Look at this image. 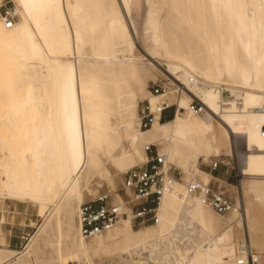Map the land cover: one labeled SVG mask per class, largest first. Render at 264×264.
<instances>
[{"label":"bare ground","instance_id":"bare-ground-1","mask_svg":"<svg viewBox=\"0 0 264 264\" xmlns=\"http://www.w3.org/2000/svg\"><path fill=\"white\" fill-rule=\"evenodd\" d=\"M14 1L21 18L15 8L12 24L0 14V198L17 202L9 216L0 207V220L25 224L30 205L45 219L24 249L0 246V264L29 260L33 242L61 211L77 214L68 248L83 264L102 253L117 264H250V249L263 264L264 0H150L148 54L183 85L178 99L173 88H148L157 65L136 53L122 12L131 0ZM194 97L202 113L191 108ZM146 99L153 110L164 100L178 110L142 129L139 101ZM231 134L243 135L246 202L243 212L222 216L186 182L198 179L192 171L208 177L200 158L232 150ZM151 143L185 175L165 192L158 221L135 230L124 218L85 237L78 215L86 191L96 194L106 183L120 201L121 174L146 160ZM181 229L191 240L184 252ZM65 249L57 248L55 262L69 261Z\"/></svg>","mask_w":264,"mask_h":264},{"label":"rangeland","instance_id":"rangeland-1","mask_svg":"<svg viewBox=\"0 0 264 264\" xmlns=\"http://www.w3.org/2000/svg\"><path fill=\"white\" fill-rule=\"evenodd\" d=\"M152 6L153 5L151 4L150 0H131L128 11L123 9L124 6L122 7V12L128 21L129 27L132 31V34L136 42V48H135L136 53L138 55L139 54L144 55L145 58H149V59H151V57L148 54L150 42H151L150 41L151 34L145 30V20L147 18L148 11L152 8ZM160 7H162L161 8L162 11L165 10L163 9V7L165 8V6H160ZM13 8L18 10L19 18H21L22 14L14 0L0 1V14L4 15L6 11L13 9ZM17 19H18V16L16 15L15 20ZM151 60L157 65L156 66L157 68L156 70H154L155 67H153V70L155 72H154V75L152 76L154 79L150 77L151 80L149 81L148 88L151 89V87L155 85H163V84L168 85L167 83L169 82V85H171L170 86L171 88H174V90L178 89V93L175 92L176 93L175 99H178L182 94V92L180 93V90L181 89L184 90L183 85L179 84V82L175 79V77L169 71H167L163 66L159 65L156 60H153V59ZM144 101H147V99L140 100L139 106H141ZM231 136H232V150L229 148H226L222 150L221 154L219 155H211L208 161H204L203 158L202 159L200 158V161L197 166L199 167V169L205 172L208 177H206L204 174L200 172L196 173V171H192V173H195L194 178H198L201 180H203L202 178H204L203 181L205 182L209 181V183H212V186L214 188L216 189L219 188V190L224 191L227 195L237 200L241 206V211L243 212L245 208V203H244L245 196L243 194V185H242L244 176L241 174V168H240L241 160H240V153H239L241 152V149H242L241 146L243 145L242 144L243 135L231 134ZM216 161H218V165L216 168H213V165ZM177 168L180 171H182L183 176L185 177L183 170L179 167ZM124 174L125 172L121 174L122 181H124ZM117 184H118L117 193L122 195L124 193L123 191L124 183L119 182ZM107 186L108 185L104 183L102 186L97 187L96 194H89L86 191L87 197L85 201L92 199L96 197L97 195L104 194V193H108L116 199L115 193L111 192V190H109L110 188H108L109 186L108 187ZM16 202L17 201L15 200H10V199L4 200L0 198V207L4 208L7 211V215L9 216L12 213ZM27 218H28L27 223L20 224L21 226H17L14 228V230H18V232H20L19 235L24 236L25 233L30 234L27 237L29 239H25V240L22 239L23 243L19 250H22L26 247V245L30 242L31 236L37 232L39 226L43 223L45 219L44 215L40 214L37 211L36 207L33 205L29 206V210L27 212ZM224 221L225 219H222V222ZM70 222H73L72 229H69ZM153 224L154 222L149 223V224H144V225H133L132 224V226H133V229L137 230L143 226H151ZM10 228L11 227H5L4 225L0 224V235H4L7 232V230ZM77 228H78L77 214L76 213L71 214L66 211H61L49 221V223L41 231L37 239L33 242L31 246V254H30L29 260H27L23 264H30V262L31 264H35L32 261L34 262L54 261L55 260L54 258L57 256V248L60 246L66 248L65 252L68 254V257L66 258V260H69L67 261L66 264H83V261L80 262L79 260H77V257H75V248H68V246L71 243L72 236L75 234V232L78 231ZM189 229H191V227ZM192 234L193 233H191V235ZM177 240H178V248L182 252H184L190 246L191 240L189 236L186 235L183 229L180 230ZM236 241L238 243L237 245L239 246V243L242 241V238L239 233H238ZM5 242L6 240H3V243ZM238 249H240V247H238ZM253 250L255 252L257 249L256 250L253 249ZM261 255H264V254H261ZM93 259L95 261V264H117V262L119 261L118 258L116 257L109 258L103 253L102 255L95 256ZM260 259L263 260L264 258L262 257ZM171 261L173 262L175 261L174 256H171ZM262 263L264 264V260L262 261Z\"/></svg>","mask_w":264,"mask_h":264},{"label":"built area","instance_id":"built-area-1","mask_svg":"<svg viewBox=\"0 0 264 264\" xmlns=\"http://www.w3.org/2000/svg\"><path fill=\"white\" fill-rule=\"evenodd\" d=\"M12 10L2 14L4 20L9 24L15 21L16 15L13 14ZM167 84L155 85L151 87V91L155 94H166L171 89L169 82ZM175 92L178 93V89H175ZM198 100L197 97H194L190 105L194 111L202 113L205 106ZM177 110L176 102L161 101L158 103L157 109L153 110L150 102L144 101L138 109L140 128L150 127L157 115L160 121H163L165 117L172 118ZM144 150L146 160L131 167L124 174V193L121 195L120 201L110 194L104 193L80 205L78 220L80 231L85 237L90 238L102 234L124 218H130L133 225H144L158 221V211L165 192L171 189L176 181L184 182V176L182 171L167 162L166 155L160 152L157 145L146 144ZM217 165L218 161L214 163L213 168H216ZM186 189L190 194L199 195L204 203L222 216L241 211V206L237 200L219 188H214L212 184L204 183L199 179H192L186 182ZM125 190H128L130 194ZM244 247L241 246L239 251ZM253 251L250 249L249 258L250 262L255 264ZM240 256L242 257L241 254ZM238 264H245V259L241 258Z\"/></svg>","mask_w":264,"mask_h":264},{"label":"crops","instance_id":"crops-1","mask_svg":"<svg viewBox=\"0 0 264 264\" xmlns=\"http://www.w3.org/2000/svg\"><path fill=\"white\" fill-rule=\"evenodd\" d=\"M0 224L4 225L5 227H11L10 229L7 230V232L4 235H0V246H7L11 249L19 250L23 243L22 239L23 240L29 239L27 238L30 235L29 233H25V235L23 236V235H19L20 232H18V230H14L15 227L21 226L20 224L9 223L8 221H4V222L0 221ZM3 240H6V242L3 243ZM32 262L35 264H59L55 261L47 262V263L34 262V261Z\"/></svg>","mask_w":264,"mask_h":264},{"label":"trees","instance_id":"trees-1","mask_svg":"<svg viewBox=\"0 0 264 264\" xmlns=\"http://www.w3.org/2000/svg\"><path fill=\"white\" fill-rule=\"evenodd\" d=\"M168 119H171V118H169V117H165L163 121H166V120H168Z\"/></svg>","mask_w":264,"mask_h":264}]
</instances>
